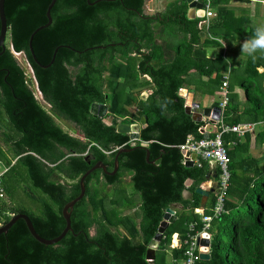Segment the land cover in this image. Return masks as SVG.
Instances as JSON below:
<instances>
[{
	"label": "trees",
	"instance_id": "1",
	"mask_svg": "<svg viewBox=\"0 0 264 264\" xmlns=\"http://www.w3.org/2000/svg\"><path fill=\"white\" fill-rule=\"evenodd\" d=\"M49 1L3 2L6 35L5 50L0 55V116L11 126L7 141L11 158L15 159L8 171L23 167L29 187L46 199L31 195L40 207L39 214L4 202L1 209L11 215L25 214L40 238L52 239L64 227L62 207L79 192L78 178L96 162L111 171L116 151L130 148L127 136L115 131V118L125 116L130 106L137 109L135 119H145V127L138 134L145 147L136 146L119 154L113 176L94 170L85 178L84 196L70 211L71 232L55 245L37 243L24 222L17 220L0 235V264H179L183 247L170 249L171 236L177 234L181 242L190 222H196L199 230V218L193 210L199 207L201 197L194 190L212 173L204 162L191 167L182 164L176 146L187 136L199 139L201 135L196 132L200 123L184 113L183 99L177 91L183 87L193 89L201 84L202 77L206 78L203 88L208 83L218 88L229 61L230 77L240 71L238 86L243 87L249 107L237 104L229 93L221 120L227 126L240 121L262 122L257 138L264 136V52H257L254 59L246 56L239 70L233 68L232 57L222 58L217 52L209 58L206 54L207 49L219 46L216 39L231 38L234 42L235 37L242 40L252 36L258 24L251 18L257 14L260 0H255L253 9L231 6V0H210L215 11L208 28L211 39L197 29V18H187L184 0L169 2L153 16L143 15L145 0L93 5L88 3L95 0H55L49 12L50 25L31 39L36 64L27 41L30 33L46 22L44 13ZM153 27L159 30L155 32ZM176 34L181 36L179 41L175 40ZM165 36L172 38L169 41L163 39ZM165 40L169 44H162ZM11 52L24 55L50 113L73 122L81 140L57 127L38 104L33 83L25 78ZM131 53L134 55L130 57ZM122 59L123 64L131 66H124ZM142 76L149 81H139ZM143 90H150L147 98L136 99ZM165 100L168 103L162 109ZM92 103L107 106L112 117L109 124L91 117L88 109ZM222 140L225 144L232 141L235 146L226 145V213L210 224L208 260L198 259L195 264H264V152L251 157L241 150L246 147V139L239 144L231 133ZM3 162L10 163L5 159ZM125 175L130 176L128 183ZM186 180L191 184L185 188ZM127 185L130 193L125 189ZM107 186L118 200L103 193ZM185 190L189 197L184 199ZM137 197L139 200L133 201ZM212 203L211 194L205 215ZM174 204L181 210L164 230L149 263L144 259L147 245L163 211ZM133 208L137 213L123 215V211ZM8 219L4 218L3 224Z\"/></svg>",
	"mask_w": 264,
	"mask_h": 264
},
{
	"label": "built area",
	"instance_id": "2",
	"mask_svg": "<svg viewBox=\"0 0 264 264\" xmlns=\"http://www.w3.org/2000/svg\"><path fill=\"white\" fill-rule=\"evenodd\" d=\"M197 2L201 6L202 16L198 19L197 29L201 30L206 34L208 38L211 39L208 34V28L210 25V20L214 18L215 11L211 5L210 0H193ZM216 41L219 43V53L222 58H226V52L228 50L226 44L221 40ZM15 56L22 55L21 53H13ZM25 59V58H24ZM25 72L24 76L27 80H30L34 89L36 90L35 81L31 75L28 64L25 60ZM231 68V63L226 60V69L222 74L220 81V90H221V98L216 103V107L220 110L218 120L211 122L212 119L209 117H201L199 121H195L200 123V126L196 129V132L201 135L199 139H193L192 136H187L184 142L181 145L176 146L181 153L182 164L185 161L190 160L189 156L194 155V160L192 164H198L199 162H204L207 164L208 169L211 171L214 176V186H213V203L209 209V214L205 215L204 213H199L195 209L193 210L194 214H198L199 218V230H196V222H190L186 225V232L181 242L176 239L177 244L173 247L170 243L169 248L174 249L178 248L180 245L183 247L182 258L179 261V264H195L198 260V244L197 239L201 233H209L210 224L213 220L218 219L221 215L226 213L224 208L227 190L229 186V170H228V157L226 155V145L233 146L234 142H228L225 144L222 140V137L225 134H234L236 138H241L245 134L253 133V129L256 125H259V122H245L238 123L236 125L227 126L222 122V112L225 108V105L228 101L226 96V88H227V79L229 76ZM29 75V76H28ZM192 107L190 108V110ZM194 121V120H193ZM208 126L213 127V132L208 131L206 128ZM207 135L206 138L203 136ZM184 153H188V158L184 157ZM10 165H5L0 160V226L3 225L4 218H10L12 215L8 211H3L1 209V205L4 202V186L2 184V178L9 170ZM178 237V236H177ZM171 240V239H170Z\"/></svg>",
	"mask_w": 264,
	"mask_h": 264
},
{
	"label": "water",
	"instance_id": "3",
	"mask_svg": "<svg viewBox=\"0 0 264 264\" xmlns=\"http://www.w3.org/2000/svg\"><path fill=\"white\" fill-rule=\"evenodd\" d=\"M101 1H106V2H111L114 0H95L91 3H88L89 0H86V2L88 3V5H93L96 4L98 2ZM3 2L4 0H0V55L3 53V51L5 50V35H6V20L4 17V12H3ZM186 7H187V12H186V16L188 19H194V18H200L202 16V10H201V6L199 3L194 2L193 0H184ZM55 0H50L46 9H45V20L46 22L37 27L36 29H34L29 37H28V41H27V47L29 50V53L33 59V61L37 64L33 54H32V50H31V39L32 37L40 30L47 28L50 23H51V18L49 15L50 9L52 8V6L54 5ZM10 48V47H9ZM55 51H53L51 59L49 64L52 63L53 58H54V54ZM48 64V65H49ZM47 65V66H48ZM46 67V66H45ZM43 67V68H45ZM177 95L183 99V111L186 115H190L191 119L194 121H199V119L201 117H209L212 119L211 122H214L215 120H218L219 118V113L220 110L213 105L212 107H205V108H200L194 101H193V94L190 90H187L186 88H179L177 91ZM190 96L189 101L187 100V96ZM192 107V109L190 110V108ZM88 113L91 115V117L93 118H98V119H104L107 115V106L105 104H96V103H92L89 105V109H88ZM194 115H197L198 118H194ZM144 117L140 118V123L143 124L144 123ZM208 131L213 132V127L208 126L206 128ZM115 131L116 133L119 134H128L129 138L131 140H136L138 138V134H137V129H135V127H129L127 125H123V124H118L115 126ZM204 138L207 137V135L203 136ZM142 147L144 148V145H142ZM132 148L129 149H118L113 157V162H112V170L110 172H107L105 170V166L101 163V162H96L92 167H90L88 170H86L79 178H78V189L79 192L77 194V196L75 198H73L72 200H70L69 202H67L61 209V217L64 221V227L61 230V232L59 233V235H57L56 237L52 238V239H42L40 238L33 230L31 222L29 220V218L22 213H18V214H14L12 215L6 223H4L2 226H0V235H4L6 234V232L8 231V229L17 221V220H22L25 224V227L28 231V233L30 234V236L39 244L41 245H45V246H51V245H55L56 243H58L67 232H71V228H70V222H69V216H70V211L72 210V207L74 206V204L76 202H78L83 196H84V180L85 178L94 170H101L102 174L105 176H113L116 171H117V156L121 153H126L128 151H130ZM183 153V152H181ZM188 153H184V157L188 158ZM148 158V153H145V160H147ZM194 155H190L188 161L184 162V166L185 167H191L192 161L194 160ZM212 178H214V176H212ZM206 179H208V176H206ZM190 180H186L184 183V187H188L187 184H191ZM194 192L196 194H198L201 198H207L209 193L213 192V189H210L208 191L201 189L200 187H196ZM174 221V216H173V212L172 210L168 207L163 211L162 214V218L161 221L157 227L156 233L153 236V238L149 241L148 245H147V249L144 253V259L151 263L154 259V251L156 250V248L158 247V243L160 240L161 235L163 234L164 230L166 229V227L171 224ZM197 244H198V259L202 260V261H207L208 260V249H209V244H210V234L205 232V233H201L200 236L197 239Z\"/></svg>",
	"mask_w": 264,
	"mask_h": 264
},
{
	"label": "rangeland",
	"instance_id": "4",
	"mask_svg": "<svg viewBox=\"0 0 264 264\" xmlns=\"http://www.w3.org/2000/svg\"><path fill=\"white\" fill-rule=\"evenodd\" d=\"M160 2L158 3L157 0H154V2L156 3V7L157 8H151L152 2L151 0H145L143 7H142V13L143 15L146 16H153L152 14L155 13L156 11H160L161 7H164L171 1L174 0H159ZM249 3V7L255 3L252 2H248ZM237 3H235V0H232L230 2L231 6L234 7H238L236 5ZM261 5L260 8L262 9L264 7V3L262 2V4H258ZM162 10V9H161ZM258 13V11H257ZM154 31L157 32L159 30L158 27H153ZM176 32H174L175 34ZM168 38H172V37H167L165 36L163 39H168ZM181 38V36L179 34L175 35V40L179 41L178 39ZM247 38L244 37V39L241 40L244 41ZM169 40V39H168ZM170 41V40H169ZM222 42H224L226 44V46L232 50L226 52V55L228 56V54H233V57L239 58L238 59V63L241 65L244 63V59L246 58L247 55H244L240 57V53L237 52V48L234 45V42L232 41V39H225V40H221ZM7 43V42H6ZM169 44V42L167 40H165L162 44ZM7 45V44H6ZM220 48L219 46L214 48H209L207 49V56L209 58L214 57V55L219 52ZM22 54V53H21ZM231 57V56H230ZM13 58L15 59L16 63L18 64V66L25 72V59H24V55H20V56H15L13 55ZM122 64H123V59H122ZM131 66V63H124V66ZM237 65L238 67L240 65ZM105 67L107 68L109 65L108 64H104ZM236 68L237 70H239V68ZM125 68V67H123ZM104 76H106V71L103 74ZM240 75V71L236 72L235 74H233L231 77L228 76L227 79V84H229L230 89L228 90V88H226V96L228 98V95L230 93V95L232 96V98L235 100V102L237 104H241L243 106H247L249 107V103L245 102V94H244V89L241 86H238V82L241 81L239 78ZM29 76V75H28ZM200 79V83L198 86L194 87L193 89H189L194 97V102L197 103L200 108H205L206 106H208L210 104V100H216L219 101L221 98V90H220V86L218 88H214L212 87L213 85L209 84L207 86H205V88H203L201 85H203L206 82V78H199ZM146 79L144 78H139V81H145ZM32 87V86H31ZM34 87V85H33ZM264 87V85H263ZM125 92H127V89L125 90ZM142 95H145V93H142ZM140 96V94H139ZM34 98L36 99V101L42 103L39 99L40 96L38 95V93L36 92V90L34 89ZM136 99H140L138 96H136ZM134 106H131L127 109H129L130 111H132L133 113L136 114V112L133 110ZM109 115L106 116L105 121H108ZM132 119L135 117V115L131 116ZM0 146H3L2 144H7L8 145V141H7V137H9L12 133H11V126L9 125V123L5 120V118H2L0 116ZM135 119V118H134ZM106 121V122H107ZM120 121L116 119V124H119ZM4 124V129L3 125ZM128 124H130L128 122ZM58 125L62 128L61 130L63 132H65L66 134H68L70 137L76 138L81 140V138L77 135V129H64V125L59 121ZM264 136H259L258 137V142L264 144V140H263ZM5 159V155H3V153L0 151V160L3 161ZM128 175H125V183H128L126 181ZM54 179H58L56 176L54 177ZM59 181L64 182V180H62L61 178L59 179ZM2 184L4 186V198L3 201L5 202V204L7 203L8 205H12L14 207L17 208H22L25 209L27 211H31L34 214H39L40 211V207L38 205V203L36 202V200L31 198V195L34 196H40L44 199H46L45 196H43L42 194H40L38 191L33 190L32 188H30V183L27 181V177L24 173V169L23 167H21L20 165L14 167L12 170L8 171L2 178ZM100 186V181H97L96 183V187ZM109 187L107 186L106 189L104 190V194H106L110 199H116L118 200L116 197H114L112 194H110L109 192ZM129 193L131 192V188L129 187V185L126 186L125 188ZM133 201L139 200V198H132ZM105 206L106 208H110L108 206V203L105 202ZM137 213V211H135ZM133 212V213H135ZM130 215V214H129ZM224 240V237H223Z\"/></svg>",
	"mask_w": 264,
	"mask_h": 264
},
{
	"label": "crops",
	"instance_id": "5",
	"mask_svg": "<svg viewBox=\"0 0 264 264\" xmlns=\"http://www.w3.org/2000/svg\"><path fill=\"white\" fill-rule=\"evenodd\" d=\"M231 1H229V4H230ZM247 1L252 2V3L257 2L255 0H235V3H237L236 5L238 6V8H252L253 9L254 8V4L249 7V3ZM151 2H152L151 8L152 9L153 8L154 9L157 8L156 7V3L154 2V0H151ZM157 2L159 3L160 1L157 0ZM258 3L262 4V0L258 1ZM260 6L261 5H258V13L254 15L255 16L254 18H251V21L257 23L258 25L259 24H264V7L261 9ZM161 9H160V11H156L152 15L162 12L164 10V7H161ZM235 38L236 39L234 41V45L236 47L238 46L237 52L241 54L240 45L243 43V41L241 42V38L240 39L238 37H235ZM228 51L232 52V50H230L229 48H228ZM230 56L232 57L233 68H237L238 67L237 65L239 64L237 61H238L239 58L233 57V54H230V55L228 54L227 57H230ZM241 56L244 57V55H240V57ZM259 71H261V69H259ZM193 101H194V97H193ZM209 102H210V104L208 106H206V107H212L217 101L216 100H210ZM245 122H250V121H240V123H245ZM2 126L4 128V124ZM261 126H262V122H259V125H256L254 127L253 133L248 134L249 136L247 135L246 138H244V136L241 137V138H237L239 144H242L244 142V140L246 139V141H247V143L245 142L246 147L241 146V147H244L241 150H243V151L246 150L247 154L250 155L251 157H259L261 155V153L264 152V144L259 143L258 142V138H257L258 133L261 131ZM4 129H6V128H4ZM2 145L3 146H0V151L3 153V155H5V160H8L10 162L9 165L11 166L14 163V161H15V159L11 158L12 157L11 156V144L8 141V145L4 144V143ZM229 147H232V146H229ZM233 147H235V146L233 145ZM243 156H244V153H243ZM212 176L213 175H211V177L206 179L205 182L201 183L198 187H200L201 189H204L206 191H208L210 189H213L214 178H212ZM129 177L130 176L128 175V177L126 179L127 182L129 180ZM124 181H125V178H124ZM187 186H190V184L188 183ZM211 194L212 193H209V195H208V197L206 199L205 198H200L199 207L197 209H195L197 212L204 213V209H205V207L207 205L208 198L210 197ZM182 197L184 199L189 197V194H188V192L186 190L182 192ZM169 208L172 210L173 216H174V219H175L176 218L175 217L176 214L181 210L180 206L174 204V205L169 206ZM135 211H137V208H133V209H130V210H125V211H123V215L132 214ZM176 239H178L177 234H173L171 236V240H170V243L173 245V247L177 244Z\"/></svg>",
	"mask_w": 264,
	"mask_h": 264
},
{
	"label": "flooded vegetation",
	"instance_id": "6",
	"mask_svg": "<svg viewBox=\"0 0 264 264\" xmlns=\"http://www.w3.org/2000/svg\"><path fill=\"white\" fill-rule=\"evenodd\" d=\"M118 45H121V42H119L118 43ZM134 55V53H131V54H129V56L131 57V56H133ZM29 67V66H28ZM29 70H30V72H31V75H32V70H31V68H29ZM70 70H72V68H70ZM32 77H33V75H32ZM141 78H144V79H146L145 81H149V78H147L146 76H142ZM34 79V78H33ZM119 80H121V79H119ZM36 92L38 93V95L40 96V101L42 102V103H40V102H38V104L44 109V111L47 113V114H49L50 115V117L52 118V120H53V122H54V124L57 126V127H59L60 129H62L59 125H58V123H59V121L64 125L63 127H64V129H79L73 122H70V121H68V120H66V119H64V118H62V117H57V116H53L51 113H50V106L48 105V103L44 100V98L42 97V95L40 94V92L37 90V88H36ZM142 93H145V95H142ZM150 94V90H143L142 92H140V96H138L141 100H145L146 98H147V96ZM131 107V106H130ZM133 110L135 111V112H137V109H136V107H134L133 108ZM107 115H108V111H107ZM106 115V116H107ZM132 115H135V113H133L132 111H130L129 109H127V114H125V116H123L122 118H119V117H116L115 118V120L117 119V120H119L120 121V123L119 124H123V125H127L128 127H129V129H130V127H135V129H137V134H139V131H140V129H144V127H145V120H144V123L143 124H141L140 123V118L141 117H139L138 119H132ZM143 117V116H142ZM106 118V117H105ZM108 118V121L106 122L105 121V119H103V122H105L106 124H109V122H110V120L112 119V117L111 116H109V117H107ZM128 122L130 123V124H128ZM116 125H118V124H116ZM122 135H126L127 136V145L130 147V148H134V147H136V146H138V147H142V145H144V147H145V144H143V143H141L140 141H139V139L137 138L136 140H131L130 138H129V136H128V134H122ZM139 144V145H138ZM143 148V147H142ZM99 170V169H98ZM105 170L107 171V169H106V167H105ZM112 170V169H111ZM99 171H101V170H99ZM107 172H110V171H107ZM102 173V172H101Z\"/></svg>",
	"mask_w": 264,
	"mask_h": 264
},
{
	"label": "clouds",
	"instance_id": "7",
	"mask_svg": "<svg viewBox=\"0 0 264 264\" xmlns=\"http://www.w3.org/2000/svg\"><path fill=\"white\" fill-rule=\"evenodd\" d=\"M264 2V0H262ZM241 55H247L249 57L255 58L257 52H264V24H259L254 30V34L248 39L244 40L240 45ZM168 101L165 100L161 104V108L165 109ZM216 104V103H215Z\"/></svg>",
	"mask_w": 264,
	"mask_h": 264
},
{
	"label": "bare ground",
	"instance_id": "8",
	"mask_svg": "<svg viewBox=\"0 0 264 264\" xmlns=\"http://www.w3.org/2000/svg\"><path fill=\"white\" fill-rule=\"evenodd\" d=\"M189 99H190V96L188 95L187 96V100L189 101ZM194 118H198V116L197 115H194Z\"/></svg>",
	"mask_w": 264,
	"mask_h": 264
}]
</instances>
